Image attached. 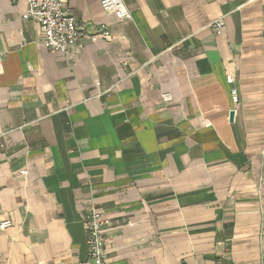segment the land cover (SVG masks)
<instances>
[{
	"label": "crops",
	"instance_id": "crops-1",
	"mask_svg": "<svg viewBox=\"0 0 264 264\" xmlns=\"http://www.w3.org/2000/svg\"><path fill=\"white\" fill-rule=\"evenodd\" d=\"M59 1L67 55L0 0V264H92L89 208L107 264H264V0Z\"/></svg>",
	"mask_w": 264,
	"mask_h": 264
},
{
	"label": "built area",
	"instance_id": "built-area-1",
	"mask_svg": "<svg viewBox=\"0 0 264 264\" xmlns=\"http://www.w3.org/2000/svg\"><path fill=\"white\" fill-rule=\"evenodd\" d=\"M26 2L25 13L21 16L23 21H32L39 25L41 31V45L48 53L67 55L73 51L82 37L83 32L77 26L74 17L59 0H24ZM100 6L105 12H112L118 22L131 19V14L123 0H100ZM224 22L219 19L213 23L216 35H221ZM109 37L110 33L105 26H99L91 36ZM228 85H232L233 78L226 77ZM98 85V84H96ZM232 104L238 103L237 90L230 89ZM162 101L167 103L170 97L161 95ZM25 175L23 171L20 173ZM82 225L86 237V249L88 260L92 264H107L105 234L111 226V220L101 211L89 208L82 217ZM11 226L9 221L0 223V230ZM216 264H233L220 260Z\"/></svg>",
	"mask_w": 264,
	"mask_h": 264
},
{
	"label": "water",
	"instance_id": "water-1",
	"mask_svg": "<svg viewBox=\"0 0 264 264\" xmlns=\"http://www.w3.org/2000/svg\"><path fill=\"white\" fill-rule=\"evenodd\" d=\"M231 116V115H230Z\"/></svg>",
	"mask_w": 264,
	"mask_h": 264
}]
</instances>
